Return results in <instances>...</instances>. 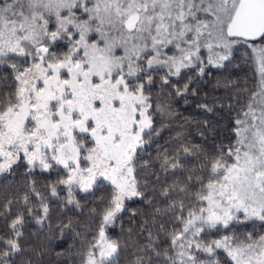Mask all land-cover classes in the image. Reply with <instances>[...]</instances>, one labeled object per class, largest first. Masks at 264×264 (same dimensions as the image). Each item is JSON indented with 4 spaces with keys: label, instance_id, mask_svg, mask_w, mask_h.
I'll use <instances>...</instances> for the list:
<instances>
[{
    "label": "snow or ice",
    "instance_id": "snow-or-ice-1",
    "mask_svg": "<svg viewBox=\"0 0 264 264\" xmlns=\"http://www.w3.org/2000/svg\"><path fill=\"white\" fill-rule=\"evenodd\" d=\"M0 264H264V0H0Z\"/></svg>",
    "mask_w": 264,
    "mask_h": 264
}]
</instances>
